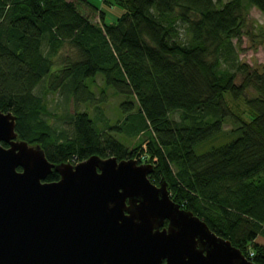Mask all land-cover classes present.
<instances>
[{"label": "trees", "instance_id": "1", "mask_svg": "<svg viewBox=\"0 0 264 264\" xmlns=\"http://www.w3.org/2000/svg\"><path fill=\"white\" fill-rule=\"evenodd\" d=\"M102 7L122 13L107 23ZM249 8L264 15V0H0V112L15 116L18 140L50 164L98 156L152 165L149 181L163 180L180 209L264 264V66L239 62L232 44ZM96 77L124 98L114 125L99 110L92 119L75 110L68 128L48 123L40 85L76 109L95 104ZM238 101L248 120L232 110ZM227 119L234 137L196 152ZM144 134L132 147L114 137ZM58 180L52 171L46 182Z\"/></svg>", "mask_w": 264, "mask_h": 264}, {"label": "water", "instance_id": "2", "mask_svg": "<svg viewBox=\"0 0 264 264\" xmlns=\"http://www.w3.org/2000/svg\"><path fill=\"white\" fill-rule=\"evenodd\" d=\"M15 122L0 112V264H254L153 185L152 165L56 166ZM52 171L59 180L46 182Z\"/></svg>", "mask_w": 264, "mask_h": 264}, {"label": "rangeland", "instance_id": "3", "mask_svg": "<svg viewBox=\"0 0 264 264\" xmlns=\"http://www.w3.org/2000/svg\"><path fill=\"white\" fill-rule=\"evenodd\" d=\"M81 12L88 16L92 22L96 23L98 21V16L90 12L86 7L81 8ZM101 12H103L106 17L105 21L111 23L122 13V10L117 7L111 10L103 8ZM244 14L245 20L241 36L232 41L235 55L239 62L248 65L253 70H260V68L264 66V15L254 8H249ZM181 32L183 37L184 31L182 29ZM67 55L68 51L66 49H62L59 52L57 58L54 59L55 67L52 72H59L61 70L62 59ZM225 65L226 64H223V67H225ZM88 85L90 91L95 96L96 102L93 106L89 104H80L76 109L72 103L65 102V95L62 92L56 94L46 93L44 91L45 83L40 85L36 93L44 100L48 113V117H46L48 123L61 128H68V118L77 110L80 112H88L91 119L92 117H98L99 111H101L102 115L100 117L107 120L110 125H114L122 117L120 103L124 98L115 94L111 89L106 88L101 77H96L92 82L89 81ZM102 93H104V102H98L101 100ZM230 105L236 114L242 116L243 119L248 118L243 101L230 102ZM236 128L237 125H235L231 119L225 120L222 132L211 141L197 148L196 152H204L210 150L212 147L219 146L229 141L234 137L232 132L235 131ZM114 137L128 147L141 144L142 141L146 139L145 134L135 138H126L121 135H114Z\"/></svg>", "mask_w": 264, "mask_h": 264}, {"label": "flooded vegetation", "instance_id": "4", "mask_svg": "<svg viewBox=\"0 0 264 264\" xmlns=\"http://www.w3.org/2000/svg\"><path fill=\"white\" fill-rule=\"evenodd\" d=\"M167 226V223L165 222V224H164V228Z\"/></svg>", "mask_w": 264, "mask_h": 264}, {"label": "built area", "instance_id": "5", "mask_svg": "<svg viewBox=\"0 0 264 264\" xmlns=\"http://www.w3.org/2000/svg\"><path fill=\"white\" fill-rule=\"evenodd\" d=\"M77 164V163H76ZM75 165V164H74Z\"/></svg>", "mask_w": 264, "mask_h": 264}]
</instances>
